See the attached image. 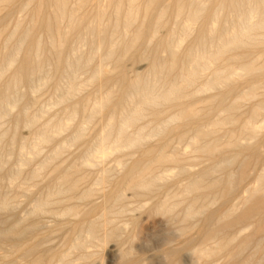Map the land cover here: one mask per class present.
Listing matches in <instances>:
<instances>
[{"label":"bare ground","instance_id":"6f19581e","mask_svg":"<svg viewBox=\"0 0 264 264\" xmlns=\"http://www.w3.org/2000/svg\"><path fill=\"white\" fill-rule=\"evenodd\" d=\"M17 1L22 2L21 9L27 10L29 17L15 18L12 27H3L5 17L12 13ZM70 1L0 0V181L2 174L6 173L9 186L17 191L26 190L29 185L26 186L25 179L38 178L47 165L60 155L63 147L82 141L88 125L95 121L94 118L98 115L105 117L107 112L109 116L105 118L107 121H104L102 131L94 137L96 142L93 150L107 156L114 150L129 148L131 151L141 147L156 135L168 146L175 129L195 124L189 126L191 129L188 127L195 130V135L189 143L192 153L216 158L223 149L238 148L235 157L226 160L224 165L233 163V159L235 161L240 158L242 162L237 170H231L233 167L230 165L228 173L217 179L211 177L220 171L222 166H208L199 175L191 176L189 181L181 186L180 193L183 197L194 195L195 192H208L211 195L206 197L207 199L192 198L184 205L181 199L169 197L158 204L154 211L174 215L175 209L183 206L182 213H178L183 224L181 233L187 235L197 228L203 238L195 252L199 258L211 259L208 264H217L212 260L217 256H224L221 264H264V238L258 237L260 233H264V166L257 174L255 184L244 190L246 194H242L236 202L229 201L247 176L250 161H258L261 158V141H264V135H260L261 125H255L254 122V118L263 108L262 105L254 107L247 120H240L234 114L243 102L256 97L261 87L259 83L251 80L264 73V55L249 58L246 54L264 46V0H104V3L91 0L95 5L94 16L85 12L90 0H74L72 5ZM171 15L174 16V27L165 39H155L158 30L167 25ZM207 19L210 20L208 23ZM196 25L198 32L194 42L187 51L181 52L183 43L192 35ZM72 37L78 39L81 44L89 42L95 46V51H81L78 44L66 54L67 43ZM145 41L146 46L140 58L147 61L148 69L145 73L128 79L124 73L123 60L134 50L141 48ZM160 49H164L167 55L160 56ZM95 58H100L101 61L90 71L91 62ZM106 59L113 61V65L105 66L103 61ZM82 69L89 71V75L84 79L77 76V72ZM61 70L65 73V80L58 87L61 93L58 102L66 105L70 123L80 111L86 113L84 119L76 124L75 130L72 131L74 133L61 144L62 146L52 150L53 152L36 167L26 171L24 166L33 157L38 156L40 146L48 143L55 133L69 127L68 122H60L59 119L60 123L49 121L42 125L30 148L25 150L22 147L20 155L18 154L20 158L15 165L7 166L8 151L1 149L7 140L14 143L15 134L8 139L9 129H2L1 120L18 105V89L24 82L32 81L37 72L44 71L47 80H39L38 85H33V89L38 91L46 81L54 80ZM207 71L208 75L205 73ZM239 79H247L249 87L230 99ZM87 86L96 87L97 99L94 102L89 100L84 106L76 101L68 103ZM219 87L224 88V91L214 93L201 106L189 102L194 96L217 90ZM14 90L16 98L11 94ZM12 98L14 99L11 101ZM170 105L177 107L170 113L162 112ZM219 108L221 115L211 119L213 110ZM148 114H151L150 122L144 126L139 125V121ZM19 116L24 117V124L30 128L39 118L27 108ZM204 117L210 118L211 121L207 127L201 128L202 126L198 125L199 120ZM18 124V121L14 123L15 130ZM228 125L237 126L238 132L231 130L225 140L214 136ZM242 134H247L252 141L253 138L256 141L252 144L242 143ZM250 139L248 140L251 141ZM138 159L128 163V166L127 162L122 160L117 162L125 167L122 180L126 181L127 188L139 191H150L158 182L166 179L167 174L156 173L155 168L168 162H182L177 154H167L165 149L157 151L155 148L141 153V158ZM87 162L85 159L81 164L86 165ZM24 170L26 178L22 180ZM77 171V166L74 165L54 177V182L46 186L45 192L35 200L28 217L26 216L28 220L22 218L21 222L0 228V242H13L7 251L8 254L0 256V264H19L13 257L17 250H20L24 257L30 258L28 264H43L45 255L42 251L39 252V242L21 246L19 243L39 228L42 221H38V216L48 211L55 197L67 194L71 197L76 193L79 180L75 179L73 174ZM110 172H103L98 184H106ZM185 172L186 168L179 166L178 173ZM7 194L4 192L3 195L0 189L1 211H8L12 207L11 197ZM93 194L92 189H87L78 199L86 201ZM118 197L121 198V195ZM217 201H221L224 209L220 212L210 211ZM62 213L67 216L75 215L80 213V210L78 207L66 206ZM199 219L202 220L201 224ZM246 226L251 230L247 234L244 233ZM100 227L96 224L90 225L84 234L77 235L70 249L79 250L83 260H86L93 254L86 251L87 241L97 238ZM114 235L112 231H105L103 241ZM170 247L167 251L170 257L168 264H176L182 249ZM131 252V248L121 250V259L124 261ZM68 258V252L61 254L57 264H68Z\"/></svg>","mask_w":264,"mask_h":264},{"label":"rangeland","instance_id":"374dc122","mask_svg":"<svg viewBox=\"0 0 264 264\" xmlns=\"http://www.w3.org/2000/svg\"><path fill=\"white\" fill-rule=\"evenodd\" d=\"M99 2L104 3V0H100ZM73 3L74 0H71L70 5H72ZM21 4L22 2L20 1H17L15 3L12 13L5 17L3 27H12L15 18L21 16L26 18L29 17V12L27 10L21 9ZM93 6L95 5H93L91 1L90 4L85 8V12L93 15ZM4 13L5 11L3 12V14ZM173 20L174 16L171 15L169 17L167 25L162 26L158 30V34L155 39L163 40L168 36L171 28L174 27L173 23L175 22V20ZM209 21L210 20L207 19L206 23H208ZM197 25L195 26L192 35L187 39L185 43H183L181 52L187 51L188 47L194 42L195 36L198 32ZM146 42L147 41H145L143 45L140 46L141 48H138L139 50H134V52L136 53L132 52L131 54H129L130 56L128 55L129 57L127 56L123 60L122 65L123 69L125 70L124 73H126L125 76L128 79L137 74H143L148 69L147 61L140 58L141 53L145 49ZM78 44L81 51H95V46L91 45L89 42L87 44H81L79 43L78 39L72 37L67 43L65 53H70L71 49L75 46L77 47ZM104 52L105 50L102 51V54H104ZM259 54L264 55V46L257 51L250 50V52H248L246 55H248L249 58H254ZM159 55L166 56L167 53L164 51V49H160ZM100 61V58H95L91 62L89 70L91 71L92 69H94ZM103 64L107 67H110L113 65V61L106 59L103 61ZM234 65L235 67L238 66L237 63H235ZM208 72L209 71L205 72L206 75H208ZM87 75H89L88 69H82L77 72V76L80 79H84L85 77H87ZM9 76L10 73H8L7 77ZM45 76L46 72H37L34 75L32 81L24 82L18 89V97H20L18 105L13 107L7 115H4L1 120V123L3 124L2 129H9L8 139H10V137L15 134V141L13 144L9 142L10 140H7L5 146L4 143L2 144V146L4 147L1 149V151L3 149L5 152L8 151V154L6 155V158L8 160L7 166L15 165L17 160L20 158L18 157L20 149L24 147L25 150H28L32 141L35 139V137H37V134L39 135V131L46 123H48L49 121H55L58 123L68 122L69 127H66L60 130L58 133H55L53 135V138L48 143L42 144L40 146V152L38 156L33 157V159L24 166V169L27 171V169L29 170V168L36 167L45 157L49 156L54 150L59 148V146H62L68 140V138H70V136L74 133L72 131L75 130L74 128L76 124H79L86 115V113L80 111L76 118H74V120H71L70 123L66 112V105L63 106L64 104H60L58 102L59 96L61 94L58 87L61 86L65 80V73L63 72V70L59 72L58 76H55L54 80H48L43 86L40 87L38 91L37 89L34 90L33 88L35 85H38L39 80H47ZM110 76L113 75L110 74ZM251 81L260 84L261 87L258 95L243 102L234 114L236 118L240 120H247L248 118H250L252 109L257 105H262L263 108L254 118V122L255 125H261L260 135L263 136L264 126L262 127V124L264 125V73L259 76H255ZM248 87L249 83L247 82V79H239L235 83L234 91L232 95H230V99L237 97L240 92L247 90ZM223 89L224 88L219 87L217 90L200 93L194 96L189 102L192 105L201 106L203 103L208 101L214 93L223 92ZM95 90L96 87L87 86L79 93H77V95L74 97V100L68 103L76 101L79 102L81 106H84V104L89 100L90 102H94L97 99V95L95 96ZM11 94L12 97L16 98L15 90L11 92ZM13 99L14 98H12L11 101ZM176 107L177 106L175 105L167 106V108H165V110H163L162 112L167 111L165 114L170 113L174 111ZM26 108L30 113L36 114L39 117L37 123L32 128L24 124V117L19 116L20 113H22V111ZM215 110L216 109L213 110L210 116L211 119L217 118L219 117V115H221L220 108L216 111ZM107 115L109 116L108 112L105 117L103 115H101V117L99 115L96 116L94 118L95 121L88 125L83 140L68 145L67 147H63L60 155L57 158L53 159L49 165H47V167L43 170L38 178L34 180L25 179L26 172L24 170L25 174L23 173V178H21L22 180L25 179L24 181H27L26 186L29 185L28 187H26V190H15L7 184V174H2L3 182L2 180L0 181V189L3 195L5 192L8 193L7 195L9 197H11L12 207H10L11 209H9L8 211L0 210V222L1 224L3 223V225L0 224V228L18 223L20 219H27L26 216L28 217V212L35 203V200L39 198V196H41L43 192H45L46 186L54 182V177H56L61 172L68 171L69 168H72L74 165H76L78 171L73 174V177L79 180L76 193L71 197H69V194H67L66 196H59V198L55 197V199L58 198V200L54 199L55 203H52V205L49 207L50 209L48 208V211L40 214L38 216L40 219L36 217V220L38 218V221H42L40 222L41 225L39 226V228L31 235H29L26 240L19 243V246L27 245L33 242H39V252L42 251V253H44L45 255L43 264H57L61 254H67V252L69 254L68 264H168L170 257L168 256L167 251L169 250V248H171L170 246L176 248L179 247L182 249L179 253V261L176 264H208L211 259L199 258L200 256L195 252L203 238L197 228L189 232L187 235H183L181 233V226H183V224L178 217V213H182L181 209L183 208V206H181L180 208L178 207V209L176 208V213H173L174 215L156 213L154 209L158 204L168 199L169 197H172L176 200L181 199V201L184 202V205L185 203L187 204L192 198L198 197L201 200H204L206 197H209V195L211 194H208V192H195L194 195L192 194L189 197H183L184 195H181L180 193L181 186L187 183L191 176L199 175L205 169H207L208 166L210 168L214 167V165L222 166L220 171L212 175L211 178L213 179L223 177L224 173L227 174L231 167H233L231 170H237L240 162H242L240 161V158L235 161L233 159V163L230 162L224 165V162L235 157V153L239 149H223L222 153L218 154L216 158H207L202 154L196 152L192 153L191 151L193 150L189 145L190 139L195 135V130H190L191 128L189 127L195 125L192 124L188 125L187 128H185V126L181 127V130L175 129L172 136L170 137L171 143L168 146H165L164 140H160V137L156 135L148 140L143 146L131 149V151L129 148H123L121 149L122 151L114 150V152H110L111 154L108 153V156L107 154L103 155L95 153L93 150L95 147L96 138L94 137H97L100 134V130L102 131L104 124L107 121H105V118H108ZM150 117L151 114H148L146 118L141 119L139 121V125H147L150 122ZM210 118L204 117L203 119L199 120L198 125L202 126L201 128L207 127L210 124ZM58 119L60 122L58 121ZM17 121L19 124L15 130L13 126ZM231 130L238 132L237 126L228 125L226 128L219 131L214 136L218 137L220 140H225L227 138L228 132H230ZM241 137L242 143L251 142L249 144H252L256 141L254 138L252 141V138L250 139L249 135L247 134H242ZM91 139L93 141H91ZM248 139H250L251 141H249ZM261 142V158L258 161H250V164L247 168V176L237 187L235 192L231 195L229 201L236 202L241 196L246 194L244 190L255 184V178H257V174L264 166V141ZM157 143L158 145H156ZM87 147H89V149ZM151 148H155L157 151H164L165 149L167 154L175 153L181 158L182 162H180V164L168 162L155 168L156 173H166L167 177L165 180L158 182V184L150 191L128 189L126 186V181L122 180V172H124L125 167L118 164L117 161L122 160L125 163L127 162L128 166L132 162L136 161L139 157L141 158V153L145 152L146 150H150ZM89 153L90 156L93 154L96 155L95 157H90ZM85 159L88 160L87 164H81ZM88 164H91V166H88ZM119 166L122 168H120ZM179 166L185 167L187 172L182 174L178 173ZM107 170L109 172L111 171L107 175L108 182L106 184H98L99 178ZM116 184H119V187L115 186ZM87 189L93 190V196L86 201L79 200L78 197L80 196V194H82ZM108 190H110V192ZM117 192H119L120 194ZM110 193L111 195H109ZM118 195H121V198H119ZM105 196L108 197L105 198ZM220 203L221 201H217L215 204H213L210 208V211H222L224 208L222 209L223 205ZM66 206L78 207L80 213L67 216L66 214L62 213ZM176 217L178 219H176ZM200 221L202 220L199 219V224L202 223ZM92 224H96V226L102 227H100L99 229L97 238L87 241L88 246L86 251L93 254L90 253L91 256H89L86 260H83V258L79 254V250L70 248L71 245L75 243L77 239L76 237L80 236V234H84ZM243 226L245 227V224ZM105 231H112L115 233V235L110 239L103 241ZM250 231L251 230L246 226V230L244 231V233L247 234ZM258 237L264 238V233H260ZM11 243L13 242H0V256L4 255V253L8 254L7 251H9V249L11 248ZM130 248L132 250L131 255L123 261L120 257V251ZM13 257L19 264H28V262L30 261V258L24 257L21 254L20 250H17ZM79 257H81V259ZM219 257L221 256L214 257L212 258V260L214 259L217 264H221L224 261V256H222L221 258ZM69 259L71 260V262Z\"/></svg>","mask_w":264,"mask_h":264}]
</instances>
